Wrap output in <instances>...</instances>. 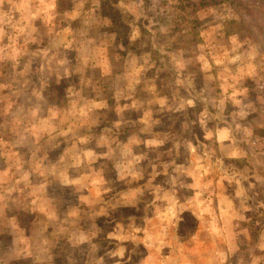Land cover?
Returning a JSON list of instances; mask_svg holds the SVG:
<instances>
[{"label": "rangeland", "instance_id": "374dc122", "mask_svg": "<svg viewBox=\"0 0 264 264\" xmlns=\"http://www.w3.org/2000/svg\"><path fill=\"white\" fill-rule=\"evenodd\" d=\"M99 1L106 21L97 27L98 31L116 32L120 40L126 35L143 39L140 50L155 59L160 69L167 70L163 76L168 80L175 76L173 70L192 71L198 97L193 99L182 89L184 99L188 98L186 102L176 103L165 96L158 100L159 110L153 106L157 116H162V122L163 114L174 107L183 117L153 126L146 123L149 129L164 131V146L154 150L134 146L133 151L107 152L102 145L72 143L80 132L90 134L93 129L76 128L75 124L82 122L79 115L67 113L66 144L57 151V141L50 140L51 165L46 179L50 196L48 215L21 214L18 218L21 225L32 218L35 223L30 234L34 247L28 252L31 254L28 260L33 257L38 261L31 264H43L39 261L43 239L44 251L51 255L50 264H207L203 253L213 258V252L225 255L220 258V264H264V0H118V6L122 5L118 9L109 7L117 0ZM142 31L144 34L140 36ZM170 31L176 33L171 48L163 45L162 50L154 46L149 49V41L167 40ZM165 50H169L167 62L162 52ZM93 77L102 81L93 70L85 74V79ZM91 85L82 88L87 102L94 96ZM102 88L103 93L107 88L108 96L112 95L109 87ZM43 94V107L48 105L54 110L52 88L50 94L48 88ZM184 104L189 106L188 116L192 115L194 120L191 126L189 117L183 114ZM202 108L210 110L211 117L219 115V120L224 116L222 121L231 126L237 148L232 158H226L224 148L218 150L214 130H210L214 128L212 121L208 131L207 123L202 129L197 125ZM181 122L188 123L193 136L189 131H178ZM40 149L41 145L35 152L40 154ZM63 149L65 154L58 159ZM20 151L24 159L25 150L20 148ZM111 154L118 159L114 169L108 160ZM121 160L126 162L124 169L117 167ZM21 170L26 178V167ZM218 175L228 182L225 181L223 190L238 193L235 201L241 211L238 219L233 220L235 236L230 238L226 232V241L221 237L212 241L210 236L206 240L205 234L192 230L193 220H190L194 206L201 210L207 205L214 211L213 192L203 184L209 183L205 179ZM194 178L198 179L199 188L195 192L199 194L196 201L190 198L189 187ZM39 179L34 177V182ZM203 216L198 217L201 222ZM175 219L182 221L178 232L182 243L181 263L169 258L174 250L169 245L170 238L175 233L169 229ZM195 234L204 238L201 246L188 241ZM5 238L2 242L7 244ZM161 243L166 246L159 249ZM13 256L19 253L13 252ZM20 258L15 260L16 264L24 260Z\"/></svg>", "mask_w": 264, "mask_h": 264}, {"label": "crops", "instance_id": "0c3cea01", "mask_svg": "<svg viewBox=\"0 0 264 264\" xmlns=\"http://www.w3.org/2000/svg\"><path fill=\"white\" fill-rule=\"evenodd\" d=\"M119 3L117 0L109 4V7L118 9L122 6H118ZM100 5L99 0H0V264H16L15 260L19 256L20 261L24 259L20 264L38 261L35 258L33 260V257L28 260L31 255L28 252L34 247L30 235L35 224L33 218L25 225H21L18 218L21 214L48 215L50 196L49 181L46 179L51 165L50 140L53 138V143L57 141V151L61 145L66 144L67 113L79 115L78 120L82 122L75 124L76 128L85 131H90L91 127L93 129L90 134L80 132L77 140L72 143L82 144L84 141L87 142L85 146L90 143L102 145L107 152L133 151L136 147L154 150L164 146V131L149 129L146 123L153 126L158 122L183 117L174 107L163 114L162 122V116H157L153 106L157 107L160 102L158 100L165 96L176 103L180 100L184 102L188 98L184 99L182 89L193 99L198 97L192 81V71L185 69L183 75L173 78L170 76L168 80L163 76L167 70L160 69L155 59L148 58L146 51L140 50L143 39L126 35L124 40H120L116 38V32L98 31L97 27L104 25L106 21ZM154 40L149 41V49L153 46L161 49ZM84 41H88V44L85 45ZM91 70L102 77L101 82L95 77L85 79V74ZM97 83H102V86H97ZM88 85H91L94 96L87 102L82 95V88ZM104 85L115 95L114 99L112 95L108 96L107 88L103 93ZM47 88L49 94L52 88L51 100L55 103V111L48 105L43 107V93ZM74 97L76 101L72 103L71 99ZM178 106L181 108L180 103ZM182 108L187 117L190 114L187 111L189 106L184 104ZM205 111L202 108L198 112L197 125L202 129L207 123L208 131L212 121L214 128L210 127V130H214L218 150L224 148L227 151L226 158H232V152H236L237 148L231 137V126L222 121L224 116L219 120V115L211 117L210 110ZM96 112H99L98 116H92ZM191 116H188L189 124L181 122L178 131H189V135L193 136L188 127L194 124ZM168 125L171 127V123ZM204 134L205 132L203 136ZM40 145L39 154L35 150ZM20 148L25 150L24 159L21 158ZM61 154L64 155L65 151L58 153V159ZM110 158L109 164L114 169L115 159H118L112 154ZM95 161L98 159L95 158ZM118 163L117 167H126L124 160ZM100 164L103 166L102 162ZM23 166L26 167V178H23ZM20 176L25 180L20 181ZM34 177L40 178L39 181L35 183ZM208 177L210 178L209 175ZM223 179L225 178L218 175L211 180L205 179L209 183L203 184L213 192L214 211L207 205H203L201 210L196 206L195 211L191 210L193 217L190 216L192 218L189 219L193 220L192 230L205 234L206 240L210 236L212 241L214 237H221L226 241V232L230 233V238L235 236L236 224L233 220L236 217L238 219L241 213L235 201L238 193L223 190V185L227 182ZM189 183L192 189L190 198L196 201L199 195L195 193L199 189L198 179L194 178ZM124 192L123 195H126L127 192ZM202 215L201 222L198 217ZM181 223L179 219L172 220L171 224L174 226L169 229L175 232L169 244L174 248L169 256L174 263H181L179 252L182 243L178 233ZM3 238L7 244L2 242ZM203 239L195 234L188 241L201 246ZM43 243L42 239L39 261L50 264L51 255L44 251L46 248ZM165 246V243H161L158 247L162 249ZM13 252L19 253V256H13ZM215 253L213 252V258L208 253L201 256L207 264H220V258L225 255ZM206 256H210L213 261Z\"/></svg>", "mask_w": 264, "mask_h": 264}, {"label": "trees", "instance_id": "16d2710c", "mask_svg": "<svg viewBox=\"0 0 264 264\" xmlns=\"http://www.w3.org/2000/svg\"><path fill=\"white\" fill-rule=\"evenodd\" d=\"M174 1H176V0H174ZM114 9V8H113ZM112 10V9H111ZM113 11V10H112ZM128 23H130L129 25L130 26H132L133 24H131V22H128ZM110 24H112V23H110ZM136 27V26H135ZM137 28V27H136ZM138 31H140V29L138 28L137 29ZM130 32H134L132 29L131 30H129ZM142 34H144V32L142 31V32H140V36H142ZM167 35V40L165 39L164 41H162V42H158V43H156L157 45H159L160 46V48H161V50L163 49V45H165V47L168 45L169 46V48H171V45H174L175 44V41H176V33H174V32H169V34H166ZM129 37H131V36H129ZM169 51V50H168ZM167 50H165V51H162L163 52V54L165 55V61L167 62V61H169V59H168V57H167V52H168ZM163 60H164V58H162ZM174 72V74H175V76H171L172 78L173 77H176V75H180V74H184V70H178V69H176V70H173ZM115 95H112V99H114L115 97H114ZM59 97H60V99H61V97H62V95H61V89H60V93H59ZM108 99H111V98H108ZM74 101H76V97H74V98H72L71 99V102L73 103ZM109 101V100H108ZM59 103H61V100H59ZM78 132H80V131H78ZM81 133H87V132H81ZM67 137V136H66ZM83 144H86V143H84V142H82V145ZM35 189H37V188H35Z\"/></svg>", "mask_w": 264, "mask_h": 264}]
</instances>
